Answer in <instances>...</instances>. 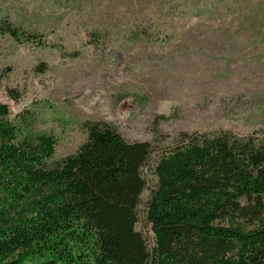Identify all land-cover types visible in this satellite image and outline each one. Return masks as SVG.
Masks as SVG:
<instances>
[{
    "label": "rangeland",
    "instance_id": "374dc122",
    "mask_svg": "<svg viewBox=\"0 0 264 264\" xmlns=\"http://www.w3.org/2000/svg\"><path fill=\"white\" fill-rule=\"evenodd\" d=\"M0 102L57 140L50 161L87 140L86 121L154 147L152 169L183 134L264 130V0H0ZM33 35L28 39V35Z\"/></svg>",
    "mask_w": 264,
    "mask_h": 264
},
{
    "label": "trees",
    "instance_id": "16d2710c",
    "mask_svg": "<svg viewBox=\"0 0 264 264\" xmlns=\"http://www.w3.org/2000/svg\"><path fill=\"white\" fill-rule=\"evenodd\" d=\"M83 127L87 140L50 161L55 136L18 126L0 102V264H264V130L186 133L157 159L150 247L136 226L154 147Z\"/></svg>",
    "mask_w": 264,
    "mask_h": 264
}]
</instances>
